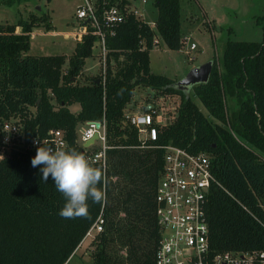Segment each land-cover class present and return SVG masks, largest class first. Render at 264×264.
<instances>
[{"label":"trees","instance_id":"16d2710c","mask_svg":"<svg viewBox=\"0 0 264 264\" xmlns=\"http://www.w3.org/2000/svg\"><path fill=\"white\" fill-rule=\"evenodd\" d=\"M152 4L156 32L166 47L178 49L179 0ZM41 24L52 28L43 11L0 22V118L18 115L26 138L61 128L67 148L87 155L91 149L74 140L75 126L103 117L109 146L104 165L93 162L104 171L105 199L88 201V217L62 218L65 198L50 176L46 182L41 178L42 166L32 167L36 151L11 145L0 156V264H63L99 213L103 223L92 239L93 264H153L159 236L154 193L161 145L167 143L209 154L214 178L205 204L210 248L264 250V24L260 40L226 39L217 61L211 58L208 79L191 87L206 113L189 92L173 87L172 78L149 69L153 30L132 12L105 37L103 82L95 76L85 83L75 80L91 54L90 34L74 41L63 69L61 53H29L28 33ZM137 84L179 95L176 116L146 146H138L134 128L121 123L122 106ZM226 93L234 104L230 113ZM72 102L78 103L76 111L67 107Z\"/></svg>","mask_w":264,"mask_h":264},{"label":"built area","instance_id":"2783aa9c","mask_svg":"<svg viewBox=\"0 0 264 264\" xmlns=\"http://www.w3.org/2000/svg\"><path fill=\"white\" fill-rule=\"evenodd\" d=\"M80 0L73 16L75 25L72 27L74 37L79 39L82 34L92 35L91 48L99 59L98 79L103 82L108 48L105 37L113 33L115 26L124 15L132 12L139 16L135 4L130 0ZM144 2L145 0H141ZM153 30L151 47L157 42L159 35L154 22L149 23ZM29 36L33 35L31 30ZM186 38V37H185ZM141 48L144 46L140 38ZM194 48L189 42L185 52ZM112 58L109 57L108 64ZM139 85L141 91L131 95L122 106V124L132 126L139 141L138 146L151 145L157 138L160 127L171 122L177 113L179 95L148 85ZM133 92V89H132ZM132 94V93H131ZM97 123V124H96ZM86 146L83 142L93 136ZM98 139L99 143L95 144ZM74 140L82 147L91 150L87 156L103 166L105 148L108 142L105 136L104 118L87 119L75 126ZM49 145L54 149L67 148L65 133L61 128L51 127L46 134H37L28 138L18 115L0 118V156L11 145H24L32 150L40 145ZM95 146V150H92ZM162 168L154 193V214L158 227V241L153 254V264H264L263 249H224L212 250L207 238L206 194L210 183L214 181L209 154L205 151L191 152L170 143L161 145ZM103 218L99 213L85 235L91 240L101 230ZM83 236V237H84Z\"/></svg>","mask_w":264,"mask_h":264},{"label":"rangeland","instance_id":"374dc122","mask_svg":"<svg viewBox=\"0 0 264 264\" xmlns=\"http://www.w3.org/2000/svg\"><path fill=\"white\" fill-rule=\"evenodd\" d=\"M79 2L80 0H12L6 3L5 0H0V22H13L18 17H26L30 12L46 13L53 26L51 29L56 32L46 30L42 24L33 27L27 50L32 54H63V69L74 45L72 34L68 31L75 25L73 12ZM130 2L135 4L140 18L153 23L155 7L152 0ZM263 24L264 0H179L181 46L178 49L168 48L158 38L148 50L149 69L176 80L189 68L208 58L217 61L226 39L260 40ZM18 28L15 27V30L18 31ZM189 42H193L194 48L187 54L185 49ZM95 51L92 48L91 54L84 58L81 70L75 78L78 83L88 82L93 76L98 77L99 59ZM139 87H133V97L141 91ZM189 94L199 109L206 113L192 89ZM233 106L232 98L226 93V112H232ZM67 107L76 111L78 103L72 102ZM98 143L99 140L96 139L95 144ZM92 242L91 236L85 235L65 260V264H93L90 258Z\"/></svg>","mask_w":264,"mask_h":264},{"label":"clouds","instance_id":"9594fccd","mask_svg":"<svg viewBox=\"0 0 264 264\" xmlns=\"http://www.w3.org/2000/svg\"><path fill=\"white\" fill-rule=\"evenodd\" d=\"M31 165L42 166L41 178L46 182L50 176L57 191L64 196L66 202L59 211L62 218L88 217V201L100 203L105 199V191L100 187L103 169L75 148L54 149L47 144L40 145Z\"/></svg>","mask_w":264,"mask_h":264},{"label":"water","instance_id":"95a60500","mask_svg":"<svg viewBox=\"0 0 264 264\" xmlns=\"http://www.w3.org/2000/svg\"><path fill=\"white\" fill-rule=\"evenodd\" d=\"M211 65H212V59L208 58L205 61L195 66H192L182 76H180L176 80H173L172 82L173 87L184 93H188L194 84L205 82L208 79ZM98 80H99L98 77H95V81L97 82ZM95 136L96 133H94L91 138L85 140L82 145L86 146L87 144H89V142H91L93 137Z\"/></svg>","mask_w":264,"mask_h":264},{"label":"crops","instance_id":"0c3cea01","mask_svg":"<svg viewBox=\"0 0 264 264\" xmlns=\"http://www.w3.org/2000/svg\"><path fill=\"white\" fill-rule=\"evenodd\" d=\"M52 27H53V26H52ZM18 29H19V28H18ZM48 31L56 32V31H54V30H52V29H50V30H48ZM68 32H70V34H72V33H73V29H70ZM71 37L74 39V41L76 40V38L74 37V35H71ZM63 264H65V262H64Z\"/></svg>","mask_w":264,"mask_h":264}]
</instances>
